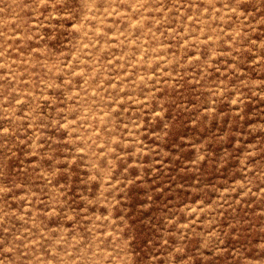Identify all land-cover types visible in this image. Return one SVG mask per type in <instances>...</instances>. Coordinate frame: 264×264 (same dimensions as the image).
<instances>
[{"label": "rangeland", "instance_id": "1", "mask_svg": "<svg viewBox=\"0 0 264 264\" xmlns=\"http://www.w3.org/2000/svg\"><path fill=\"white\" fill-rule=\"evenodd\" d=\"M0 264H264V0H0Z\"/></svg>", "mask_w": 264, "mask_h": 264}]
</instances>
